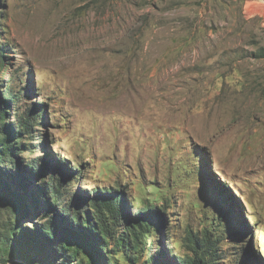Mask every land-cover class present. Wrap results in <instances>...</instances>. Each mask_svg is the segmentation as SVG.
Listing matches in <instances>:
<instances>
[{"label":"rangeland","instance_id":"374dc122","mask_svg":"<svg viewBox=\"0 0 264 264\" xmlns=\"http://www.w3.org/2000/svg\"><path fill=\"white\" fill-rule=\"evenodd\" d=\"M261 49L264 0H0V96L21 93L5 121L42 108L17 160L41 157L74 197L117 189L124 222L154 208L162 227L118 264H176L205 230L217 264H264ZM31 190L28 228L45 222Z\"/></svg>","mask_w":264,"mask_h":264},{"label":"trees","instance_id":"16d2710c","mask_svg":"<svg viewBox=\"0 0 264 264\" xmlns=\"http://www.w3.org/2000/svg\"><path fill=\"white\" fill-rule=\"evenodd\" d=\"M257 56L264 57V49ZM0 57L3 59L4 55L0 53ZM20 94L7 90L0 96V195L15 218L3 223L0 229V262L23 258L30 264L38 261L41 264H118L113 256L118 250L129 260H135L153 232L162 227V218L147 205L136 209L138 213L124 222V195L117 189L109 191L108 187H102L74 197L67 192L69 176L55 171L46 176L47 167L41 157L29 159L22 165L17 153L22 150V139L34 136L33 128L41 117L42 108L37 103V107L27 105L14 123H7L5 114L9 103L16 105ZM29 186L34 207L38 205V196L41 200L37 201L44 205L45 222L33 228L20 223L29 210L25 195ZM110 240H114L111 250ZM185 240L193 255L179 257L176 264H217V238L212 239L205 230L200 235L189 231ZM47 250L49 252L44 253ZM129 252L133 258L128 257ZM158 254L149 253L144 263H156Z\"/></svg>","mask_w":264,"mask_h":264}]
</instances>
